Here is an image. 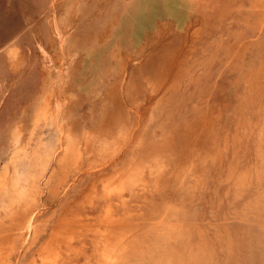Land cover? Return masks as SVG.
I'll list each match as a JSON object with an SVG mask.
<instances>
[{"label": "rangeland", "instance_id": "obj_1", "mask_svg": "<svg viewBox=\"0 0 264 264\" xmlns=\"http://www.w3.org/2000/svg\"><path fill=\"white\" fill-rule=\"evenodd\" d=\"M0 264H264V0H0Z\"/></svg>", "mask_w": 264, "mask_h": 264}, {"label": "bare ground", "instance_id": "obj_2", "mask_svg": "<svg viewBox=\"0 0 264 264\" xmlns=\"http://www.w3.org/2000/svg\"><path fill=\"white\" fill-rule=\"evenodd\" d=\"M151 43V42H150ZM148 45H149V43H148ZM151 45V44H150ZM149 46H147V48H148ZM150 48V47H149ZM62 136V135H61ZM19 138V137H18ZM21 140V139H20ZM19 142V141H18ZM15 144V143H14ZM21 144V143H20ZM22 148V147H21ZM25 148V147H24ZM18 150V149H17ZM21 150V149H20ZM19 151V150H18ZM23 151H24V149H23ZM28 151V150H27ZM16 152V151H15ZM26 154V153H25ZM24 155V154H23ZM32 218V217H31ZM32 221V220H31ZM30 221V222H31ZM28 224V223H27ZM30 226H31V224H29V226L27 227V229H29L30 228Z\"/></svg>", "mask_w": 264, "mask_h": 264}]
</instances>
